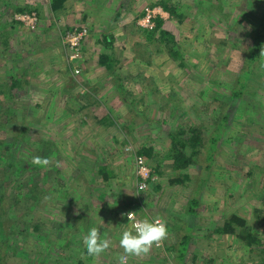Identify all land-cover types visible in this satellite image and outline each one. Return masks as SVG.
Instances as JSON below:
<instances>
[{
	"label": "rangeland",
	"instance_id": "obj_1",
	"mask_svg": "<svg viewBox=\"0 0 264 264\" xmlns=\"http://www.w3.org/2000/svg\"><path fill=\"white\" fill-rule=\"evenodd\" d=\"M161 1L68 0L57 13L52 0H0V264H118L128 212L166 221L169 233L129 264H264V57L246 89L240 83L253 44L246 32L260 28L264 1L223 0V14L210 15L219 0H172L183 21L165 14L162 29L183 59L139 24ZM20 10L39 14L36 30L15 20ZM80 27L88 35L71 64L64 38ZM111 53L108 72L99 60ZM226 116L211 150L207 139ZM191 128L204 138L197 149L176 147L172 136L191 138ZM142 151L151 153L144 191ZM232 215L253 237L218 231ZM93 226L112 245L82 258Z\"/></svg>",
	"mask_w": 264,
	"mask_h": 264
},
{
	"label": "trees",
	"instance_id": "obj_2",
	"mask_svg": "<svg viewBox=\"0 0 264 264\" xmlns=\"http://www.w3.org/2000/svg\"><path fill=\"white\" fill-rule=\"evenodd\" d=\"M220 4L218 6H212L211 9L208 10V14H212L214 11H219L223 14V5L224 1L223 0H219ZM264 1V0H262ZM67 2V0H52L51 3V7L53 12H59L64 10L65 8V3ZM203 2L198 3V5L202 6ZM160 4L162 5L163 9L168 12L170 14V16L172 18L178 17L179 21H183V17H181L178 14V4H174L172 3V0H166V1H161ZM121 11V10H120ZM120 11L117 13V15L115 16V20L116 22L119 20L121 14ZM21 12V10L19 11ZM227 16V14H226ZM164 25V21L162 18H158L156 20V27L153 30H146V34L147 37L150 40H156L160 43V44H164L166 46V48L169 50V53L178 59H183V54L180 52L179 50V43L176 41L174 35L170 32V31H165L162 29ZM247 35L250 37V39H252L253 44L251 46H249L247 49V62L245 64V71L243 73V78L240 80V83L242 85L243 89H246L245 87L247 86V81L249 80V78H252L254 72L253 69L256 67V65L262 64L263 63V57H260V51L261 48L264 47V16L261 18V23H260V28L255 29L252 33L248 34V32H246ZM159 35V36H157ZM105 47L113 49L114 47V37L111 34H105L103 37V42ZM100 64L102 66L107 67L108 70L114 69L113 65H114V58L111 57V55H106L103 54L100 57L99 60ZM261 62V63H260ZM239 91V90H237ZM234 92V96L236 97H241L242 92ZM222 120V124H220L216 129V136L213 135V137L207 139V142L211 145L208 148H211V150H215L218 148V144L220 142V139L223 136V131L226 128L227 123H229V116L224 117ZM191 132H193L192 137L190 138L189 136L185 137V135H179L177 136H172L173 137V142L175 144L176 147H179L180 149H185L188 145L192 146L194 149H197V145H199V141H203L204 138L200 137L196 135L198 131V129H194L191 128ZM215 132V130H214ZM183 136V137H182ZM225 136V134H224ZM224 138V137H223ZM201 139V140H199ZM198 140V141H197ZM48 148V147H47ZM198 154V152H194L191 157L194 159V157ZM9 155V154H8ZM145 158H150L151 157V153L147 151V153L143 154V151L139 153L138 156H142ZM192 160H188V165L192 164L191 163ZM186 164V165H187ZM14 167V166H13ZM103 169V168H102ZM99 173L101 174H105V170H99ZM33 184V182H31V185ZM31 185H28V188H31ZM23 188L20 189V192L25 191L24 189L25 186H22ZM34 187V186H33ZM32 197V196H30ZM37 200H39V197L36 198ZM17 200V198L15 199ZM0 202L1 204H3L5 202V196H1L0 197ZM197 201L194 200V205H197L198 203H196ZM17 203V202H16ZM189 212L194 213V210L192 207H190ZM236 226H238L239 228L245 229L244 232H237L236 230L238 229ZM252 228L250 227H246V221L242 220V218H240L238 215H232L230 218H228L222 229H219V232L222 233H229V234H235L237 233L240 238H244L247 239L246 237H253L252 235ZM256 238L252 239V242L250 243V245H252L254 242H256ZM2 260V259H1Z\"/></svg>",
	"mask_w": 264,
	"mask_h": 264
},
{
	"label": "clouds",
	"instance_id": "obj_3",
	"mask_svg": "<svg viewBox=\"0 0 264 264\" xmlns=\"http://www.w3.org/2000/svg\"><path fill=\"white\" fill-rule=\"evenodd\" d=\"M260 57H264V47L261 48ZM32 164L46 167L49 164L47 158L34 156ZM77 214H79L77 212ZM135 212H128V221L133 220ZM167 222L157 218L154 220L143 219L135 220L129 228L122 231L119 239V247L123 250L117 255L118 264H129L130 257L147 256L154 247H160L168 238ZM84 253L82 258L99 257L106 252L112 245V241L106 235L101 234L98 227H91L87 234L83 236Z\"/></svg>",
	"mask_w": 264,
	"mask_h": 264
},
{
	"label": "built area",
	"instance_id": "obj_4",
	"mask_svg": "<svg viewBox=\"0 0 264 264\" xmlns=\"http://www.w3.org/2000/svg\"><path fill=\"white\" fill-rule=\"evenodd\" d=\"M164 9L159 6L147 7L145 15L142 19H140L139 24L142 28L146 30H153L156 27V20L158 18L165 19ZM17 22H20L24 26H26L30 30H36L40 24V16L37 12H17L14 16ZM88 35V30L86 27L75 28L74 30H70L66 33L64 42L69 49L68 60L69 63H75L82 56V45ZM75 73L80 74V69L75 67ZM137 177L139 179L138 188L141 191H144L148 188L149 182L152 179L151 169L143 156H137ZM139 219L136 214L133 216V220Z\"/></svg>",
	"mask_w": 264,
	"mask_h": 264
},
{
	"label": "crops",
	"instance_id": "obj_5",
	"mask_svg": "<svg viewBox=\"0 0 264 264\" xmlns=\"http://www.w3.org/2000/svg\"><path fill=\"white\" fill-rule=\"evenodd\" d=\"M66 3H68V0H67V2H66ZM66 3H65V4H66ZM66 6H67V5H65V9H66ZM106 55H109V56L111 55V57H113V58H114V60H115V62H116V60H117V57H116V55H115V54H112V53H111V54H106ZM113 66H114V65H113ZM103 68H104L106 71H108V72H109V70L107 69V67H103ZM111 75H112V76H113V75H116V76L118 75V76H120V74H119L118 70H117V71H115V73H111ZM118 93H119V92H118ZM119 95H120V97H121V98H120V97H119V98L122 100V98H123V94L120 92V93H119Z\"/></svg>",
	"mask_w": 264,
	"mask_h": 264
}]
</instances>
